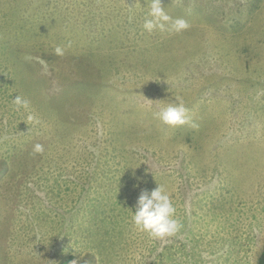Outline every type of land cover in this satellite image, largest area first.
<instances>
[{
	"label": "rangeland",
	"instance_id": "374dc122",
	"mask_svg": "<svg viewBox=\"0 0 264 264\" xmlns=\"http://www.w3.org/2000/svg\"><path fill=\"white\" fill-rule=\"evenodd\" d=\"M162 6L189 28L146 32L147 0H0V264H258L264 0ZM176 100L192 123L155 117ZM158 185L165 239L132 222Z\"/></svg>",
	"mask_w": 264,
	"mask_h": 264
},
{
	"label": "clouds",
	"instance_id": "9594fccd",
	"mask_svg": "<svg viewBox=\"0 0 264 264\" xmlns=\"http://www.w3.org/2000/svg\"><path fill=\"white\" fill-rule=\"evenodd\" d=\"M147 8L148 12L143 23V29L148 33L156 30L179 33L190 26L184 18L174 19L171 17L162 6V0H147ZM68 46L70 47V42ZM54 52L58 56H63L65 48L57 46ZM13 104L17 109H24L25 111L30 109V101L20 95H16ZM154 115L162 123L169 126L192 123L188 109L183 102L178 100L161 108ZM27 120L39 123L38 117L31 112L27 115ZM192 126L195 127L196 125L193 124ZM33 150L35 153H42L44 146L39 143L35 144ZM134 208L135 211H132L134 226L152 238L165 239L177 234L183 227L182 222L176 218V208L172 199L160 185L152 190L141 189Z\"/></svg>",
	"mask_w": 264,
	"mask_h": 264
},
{
	"label": "trees",
	"instance_id": "16d2710c",
	"mask_svg": "<svg viewBox=\"0 0 264 264\" xmlns=\"http://www.w3.org/2000/svg\"><path fill=\"white\" fill-rule=\"evenodd\" d=\"M147 264H155V263L149 262ZM258 264H264V249L262 250V252L260 253V255L258 257Z\"/></svg>",
	"mask_w": 264,
	"mask_h": 264
}]
</instances>
